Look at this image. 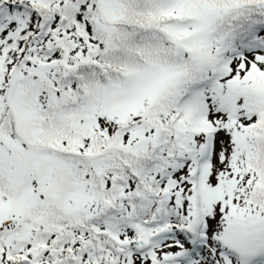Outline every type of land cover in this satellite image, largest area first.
<instances>
[{
    "label": "snow or ice",
    "instance_id": "6c2138e0",
    "mask_svg": "<svg viewBox=\"0 0 264 264\" xmlns=\"http://www.w3.org/2000/svg\"><path fill=\"white\" fill-rule=\"evenodd\" d=\"M0 264H264V0H0Z\"/></svg>",
    "mask_w": 264,
    "mask_h": 264
}]
</instances>
